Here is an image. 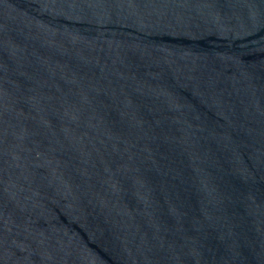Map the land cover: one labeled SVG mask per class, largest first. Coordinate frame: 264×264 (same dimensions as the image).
I'll use <instances>...</instances> for the list:
<instances>
[{
  "label": "water",
  "instance_id": "1",
  "mask_svg": "<svg viewBox=\"0 0 264 264\" xmlns=\"http://www.w3.org/2000/svg\"><path fill=\"white\" fill-rule=\"evenodd\" d=\"M0 264H264V0H0Z\"/></svg>",
  "mask_w": 264,
  "mask_h": 264
}]
</instances>
